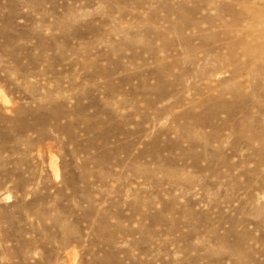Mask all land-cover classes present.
<instances>
[{"label": "rangeland", "instance_id": "rangeland-1", "mask_svg": "<svg viewBox=\"0 0 264 264\" xmlns=\"http://www.w3.org/2000/svg\"><path fill=\"white\" fill-rule=\"evenodd\" d=\"M0 264H264V0H0Z\"/></svg>", "mask_w": 264, "mask_h": 264}]
</instances>
